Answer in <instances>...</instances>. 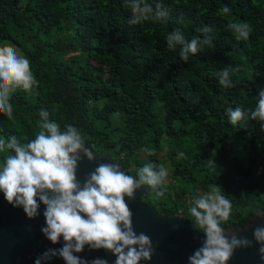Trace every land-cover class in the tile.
I'll list each match as a JSON object with an SVG mask.
<instances>
[{"label":"trees","instance_id":"16d2710c","mask_svg":"<svg viewBox=\"0 0 264 264\" xmlns=\"http://www.w3.org/2000/svg\"><path fill=\"white\" fill-rule=\"evenodd\" d=\"M147 2L160 3L166 18L131 25L123 0H0V47L25 56L38 81L12 94L13 119L0 113V138L34 139L44 109L61 130L77 127L86 146L131 176L146 163L161 165L157 156L164 152V195L149 190L146 205L193 223V200L219 186L232 205L222 227H243L264 212V131L247 116L232 126L227 109L247 113L264 90V0ZM224 6L230 12L221 15ZM231 22L249 23V38L236 40ZM205 26L212 44L187 62L180 45L167 47L170 32L190 42L203 39ZM227 66L234 71L225 88L215 73ZM7 154L0 153V165Z\"/></svg>","mask_w":264,"mask_h":264},{"label":"clouds","instance_id":"9594fccd","mask_svg":"<svg viewBox=\"0 0 264 264\" xmlns=\"http://www.w3.org/2000/svg\"><path fill=\"white\" fill-rule=\"evenodd\" d=\"M123 7L131 13L128 21L131 25L160 22L167 16L160 3L153 8L147 0H123ZM229 12L227 6L219 10L221 15ZM227 28L238 41L247 40L251 33L247 22H231ZM199 31L204 34L203 39L197 37L190 42L178 31L170 32L166 36L167 47L175 51L180 45L179 56L187 62L190 54L212 44V37L208 35L211 29L205 26ZM233 71L227 66L215 73L221 86L231 87ZM36 86L38 81L30 61L13 47H0V113L12 120V94L17 89L27 92ZM39 115L40 130L34 139L24 138L26 142H21L16 135L0 138V153H9L0 165V192L4 199L14 207H22L30 219L39 214L40 203H43L46 226L41 232L53 244L61 237L64 241L61 248L45 251L35 264L54 256L62 258L65 264H108L103 258L86 261L73 254L82 252L85 245L112 253L116 257L114 264H140L142 260H151V238L134 231L132 212L125 198L134 199L136 191L142 187L154 191L157 197L163 196L162 186L168 170L163 165L146 163L137 170L136 176H131L122 171L118 163L100 162L81 183L77 179L80 154L93 161L97 157L92 150L94 145L86 146L85 136L72 124H66L61 130L58 123L49 120L48 111L41 109ZM227 115L232 126H237L247 116L257 121L264 131V90L259 92L256 106L247 113L237 107L227 109ZM145 151L154 154L149 149ZM231 208V201L219 186L211 187L209 192L193 200L188 211L205 239L188 257V264H227L237 248L252 245L247 237L225 235L222 224L228 221ZM253 239L260 245L258 253L264 260V226L253 229Z\"/></svg>","mask_w":264,"mask_h":264},{"label":"water","instance_id":"95a60500","mask_svg":"<svg viewBox=\"0 0 264 264\" xmlns=\"http://www.w3.org/2000/svg\"><path fill=\"white\" fill-rule=\"evenodd\" d=\"M78 162L77 179L83 183L87 174L92 172L98 163H114L129 174L128 169L108 155H97L93 161H88L81 153ZM130 175V174H129ZM150 191L142 187L135 193L134 199L126 202L132 212V226L137 234L144 233L151 238L153 254L151 260H142L140 264H188V257L202 246L205 237L198 232L194 224L184 217L163 216L144 203ZM39 203V201H38ZM45 205L40 203L38 215L28 218L22 207H14L0 192V264H35V260L49 249H59L64 241L53 244L41 232L45 225L43 212ZM264 226V212L248 218L247 223L240 228L225 229V235L230 237H247L252 245L247 248H237L227 264H264L258 249L260 245L253 239V229ZM83 260L91 261L97 257L106 259L108 264H114L116 257L104 250L90 249L85 245L80 253H73ZM41 264H65L59 256L42 260Z\"/></svg>","mask_w":264,"mask_h":264},{"label":"rangeland","instance_id":"374dc122","mask_svg":"<svg viewBox=\"0 0 264 264\" xmlns=\"http://www.w3.org/2000/svg\"><path fill=\"white\" fill-rule=\"evenodd\" d=\"M70 56H72V55H68V56H66V59H67L68 57H70ZM78 60L81 61V60H82V57H81V56H78ZM85 63H86V62H85ZM91 63H92V62H91ZM91 105L94 106V103H91ZM155 109H158V110H159V107H158V106H155ZM114 119H115L116 122H118L117 118L114 117ZM259 145H260V144H259ZM262 145H264V141L262 142ZM238 146H239V148L244 149L243 145H238ZM257 146H258V145H257ZM260 147H261V145H260ZM243 154H245L244 150H243ZM263 155H264V154H263ZM137 157H138L139 159H144L146 156H145V153H139V154H137ZM157 158H158V160H160L161 165H163V166L168 170V173H169V168H168V166H169V161L166 160L165 153H164V152L159 153L158 156H157ZM213 163H215V161H214ZM143 166H144V165H143Z\"/></svg>","mask_w":264,"mask_h":264}]
</instances>
